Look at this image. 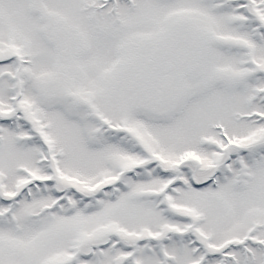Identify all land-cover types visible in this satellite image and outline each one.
<instances>
[{"label":"snow or ice","instance_id":"6c2138e0","mask_svg":"<svg viewBox=\"0 0 264 264\" xmlns=\"http://www.w3.org/2000/svg\"><path fill=\"white\" fill-rule=\"evenodd\" d=\"M0 264H264V0H0Z\"/></svg>","mask_w":264,"mask_h":264}]
</instances>
